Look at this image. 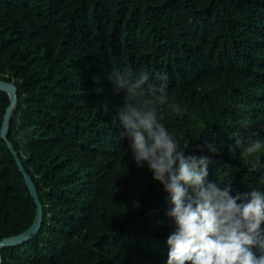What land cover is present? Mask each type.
Here are the masks:
<instances>
[{"label": "trees", "instance_id": "obj_1", "mask_svg": "<svg viewBox=\"0 0 264 264\" xmlns=\"http://www.w3.org/2000/svg\"><path fill=\"white\" fill-rule=\"evenodd\" d=\"M114 70L167 83L162 122L210 158V181L264 192V149L252 173L230 151L264 141V0H0V81L16 89L7 141L41 207L39 230L0 264H166L170 195L122 137ZM8 105L0 91V128ZM35 212L0 137V241Z\"/></svg>", "mask_w": 264, "mask_h": 264}, {"label": "clouds", "instance_id": "obj_2", "mask_svg": "<svg viewBox=\"0 0 264 264\" xmlns=\"http://www.w3.org/2000/svg\"><path fill=\"white\" fill-rule=\"evenodd\" d=\"M109 79L115 92L123 93L117 117L136 165L147 167L170 195L172 207L166 215L175 230L166 241V264H264V192L253 189L233 196L232 183L221 186L208 179L210 158L186 154L188 146L181 145L162 122L163 113L174 107L166 82L153 85L147 72L133 77L115 70ZM103 110L107 114V103ZM203 147L219 154L213 142ZM236 149L250 173L262 166L258 154L264 141L238 138L230 151Z\"/></svg>", "mask_w": 264, "mask_h": 264}, {"label": "water", "instance_id": "obj_3", "mask_svg": "<svg viewBox=\"0 0 264 264\" xmlns=\"http://www.w3.org/2000/svg\"><path fill=\"white\" fill-rule=\"evenodd\" d=\"M0 91L7 93L9 96V105H8V107L4 113L3 120L1 123L0 137L3 141L6 142L7 147L9 148L10 152L14 156L16 165L19 169V172L22 174L23 180H24L25 185L29 191V194H30L34 204L36 205V212H35V216H34V219H33L31 226L19 235L12 236L10 238L1 240L0 241V250H1L4 247H10L13 245L21 244V243L25 242L26 240L32 238L35 235V233L40 228L41 207H40L38 197H37V194H36V191H35V188L33 186L32 181L30 180L29 176L25 173L23 167L21 166V164L17 158V155L15 154V152L12 148V145L7 141L8 124L10 121V116H11V112L13 109V105L16 101V89L11 83L0 81Z\"/></svg>", "mask_w": 264, "mask_h": 264}]
</instances>
